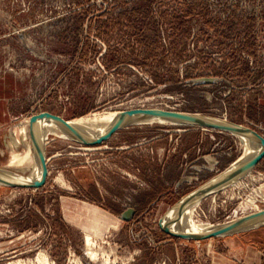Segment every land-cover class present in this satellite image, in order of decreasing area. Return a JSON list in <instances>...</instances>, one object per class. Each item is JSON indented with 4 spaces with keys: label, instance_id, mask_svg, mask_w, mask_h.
I'll return each mask as SVG.
<instances>
[{
    "label": "rangeland",
    "instance_id": "374dc122",
    "mask_svg": "<svg viewBox=\"0 0 264 264\" xmlns=\"http://www.w3.org/2000/svg\"><path fill=\"white\" fill-rule=\"evenodd\" d=\"M148 108L264 137V0H0V167L11 128L32 116ZM243 153L232 132L173 122L91 144L49 135L43 181L0 185V264H264V225L200 241L160 225ZM263 188L264 156L193 219L227 222L250 198L264 208Z\"/></svg>",
    "mask_w": 264,
    "mask_h": 264
},
{
    "label": "bare ground",
    "instance_id": "6f19581e",
    "mask_svg": "<svg viewBox=\"0 0 264 264\" xmlns=\"http://www.w3.org/2000/svg\"><path fill=\"white\" fill-rule=\"evenodd\" d=\"M125 113L126 111H117L92 114L79 118L68 119V123L70 127H72V129H74V131L79 135L91 138L101 135L114 127L124 117ZM194 116L201 117L196 114ZM201 118L209 120L206 117ZM152 121L182 124V122L162 115L139 113L129 119L123 128L139 122ZM232 133L238 135L242 140L244 153L209 182L210 184L216 183L230 176L236 175L231 181L222 185L220 189L236 185L245 176H249L252 169L244 173L241 171L250 163V161L258 156L263 148V144L260 139L249 131H232ZM49 135H61L62 137L65 136L70 139L78 140V136L68 127L62 124L59 120L51 117H43L39 122H37V116H34L18 122L16 126L11 128L7 140V145L11 151V157L9 158L7 165L0 167V185H3L1 182L14 184L28 183L30 180H36L41 176L42 168L40 147L43 143L46 145V139H48ZM20 147H23V150L16 151V149H19ZM239 173L241 175L237 177ZM262 191H259V194L262 195V193H260ZM208 194L209 193L186 196L183 200L170 208L167 219L161 220L162 225L171 231L185 235H204L231 228L220 236L231 235L264 225V208L256 205L254 198H250V200L248 199L246 203L247 206L251 204L252 210L247 212L243 211L242 215H238L227 222L211 224L194 220L193 212L195 207H197L199 201ZM86 242L88 245L93 244L89 235L86 237ZM89 253L91 256H94V251H88V254ZM38 259L41 260L43 264H54L50 263L48 258L43 254H40ZM15 264H22V262L19 261Z\"/></svg>",
    "mask_w": 264,
    "mask_h": 264
},
{
    "label": "water",
    "instance_id": "95a60500",
    "mask_svg": "<svg viewBox=\"0 0 264 264\" xmlns=\"http://www.w3.org/2000/svg\"><path fill=\"white\" fill-rule=\"evenodd\" d=\"M139 113H143V114H158V115H162L165 117H169L170 119L173 120H177L179 122H182V124L185 125H192V126H199V127H205V128H211V129H218V130H224V131H242V130H246L249 131L251 133H253L254 135H256L260 141L263 144V148L261 150V152L258 154V156L256 158H254L252 161H250V163L241 171V172H246L248 170H251L255 167V165L261 160V158L264 156V137L261 136L259 133H257L256 131L250 129L249 127L243 126V125H238V124H234L231 122H226V121H221V120H217V119H211V118H207L209 120L203 119L201 117H196L194 116L195 114H188V113H183V112H177V111H172V110H165V109H159V108H148V109H134V110H130V111H126L124 117L111 129H109L107 132L101 134V135H97L95 137H91V138H86L83 137L81 135H79L78 133H76L74 131V129H72V127H70L68 120L64 119L63 117L59 116V115H55V114H51V113H41L37 116V122H39L43 117H51L54 119L59 120L62 124H64L66 127H68L73 133H75L78 136V141L82 142V143H87V144H91V143H96L99 142L101 140H104L106 138H108L109 136H111V134H113L114 132H116L117 130L123 128V126L128 122L129 119H131L133 116H135L136 114ZM200 116V115H199ZM205 118V117H204ZM228 123V124H227ZM40 151H41V168H42V173L41 176L36 179V180H30L28 183H7V182H1L3 185L6 186H16V187H29V186H35L36 184L39 185L41 181H43V179L45 178V175L47 173V166H46V154H45V145L44 143L41 144L40 147ZM241 174L239 173L237 175L240 176ZM233 176H230L226 179H223L221 181H218L216 183H212V184H207V186L202 187L200 189H198L197 191L191 193L188 196H193L194 194H207V193H211L213 191L218 190V188L220 189V187L226 183H228L229 181H231L233 179ZM36 185V186H37ZM183 200V199H182ZM170 210V209H169ZM169 210L166 211L161 219H160V225L162 227V229L167 232L168 234L175 236V237H180V238H184V239H188V240H202V239H206L209 237H215V236H220L221 234L225 233L227 230L231 229H225V230H220L217 232H212L209 234H204V235H185V234H181V233H177L174 231H171L167 228H165L162 225V219H167L168 214H169Z\"/></svg>",
    "mask_w": 264,
    "mask_h": 264
},
{
    "label": "crops",
    "instance_id": "0c3cea01",
    "mask_svg": "<svg viewBox=\"0 0 264 264\" xmlns=\"http://www.w3.org/2000/svg\"><path fill=\"white\" fill-rule=\"evenodd\" d=\"M35 116H36V115H35ZM32 117H34V116H32ZM32 117H31V118H32ZM260 258H261L260 256H259V257L257 256L256 259H254V263H255V264H260V263H261Z\"/></svg>",
    "mask_w": 264,
    "mask_h": 264
}]
</instances>
